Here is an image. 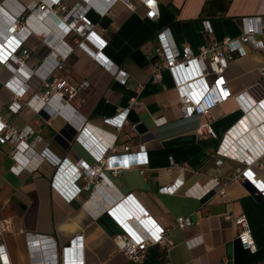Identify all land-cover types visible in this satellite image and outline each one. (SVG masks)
<instances>
[{
    "label": "crops",
    "instance_id": "crops-1",
    "mask_svg": "<svg viewBox=\"0 0 264 264\" xmlns=\"http://www.w3.org/2000/svg\"><path fill=\"white\" fill-rule=\"evenodd\" d=\"M83 1L92 6L87 18L107 41L103 59L125 72L127 80L117 81L101 65V59L76 46L74 33H63L64 23L53 14L58 11L56 6L42 11L40 0H0V34L21 7L26 8L23 17L28 18L30 31L22 40V48L29 53L23 68L17 69L14 59L7 65L0 62V115L18 129H32L28 142L35 152L47 148L61 160L92 166L97 162L92 150L99 149L98 140L108 141L114 134L116 160L126 146L136 152L144 145L147 164L122 170L116 176L103 169L107 181L99 189L93 188V181L76 180L70 174L62 175L64 180L60 178V186L55 187L52 181L57 167L49 161L34 157L27 168L15 174L10 170L12 158L6 152L0 154V218L11 224V232L3 233L0 243L8 264H71V252L67 254L64 248L75 236L82 237L81 264H221L226 258L230 264H264V197L251 192L248 180L235 178L238 170L248 168L258 180L256 187L264 190V154L253 160L252 153V148L261 146L258 140H264V49L229 62L224 78L232 96L213 108L210 117L196 114L184 118L169 71H162L160 81L152 77L154 68L164 62L155 52L161 29L169 28L177 44L187 43L196 53L202 44L239 36L242 18L258 17L264 26V0H157L160 13L172 15L169 22H162L160 16L146 18L139 0H129L133 8L121 0L112 4V0ZM62 2L70 7L78 0ZM103 7L106 11L101 15ZM204 20L211 25L210 33L203 29ZM259 38L264 40V34ZM63 42L72 52L58 57L59 67L51 76L63 77L75 87L87 85L71 99H58L49 92L47 106L37 111L38 105L29 102L45 90L39 86V74L33 71L50 63L51 52ZM14 57L20 58V51ZM13 77L14 86L23 89L17 97L6 85ZM207 81L211 83L213 76H207ZM238 95L240 100L235 98ZM130 98L137 104L117 131L105 120L126 108ZM14 100L19 109L11 113ZM153 118L165 122L158 126ZM205 122L213 135L197 133ZM81 125L92 133L82 137ZM218 159L221 165L216 164ZM212 178H217L218 184L203 197L184 194L185 188L194 185L195 192ZM179 179L184 185L176 193L158 191ZM87 183L89 190L80 191L73 201L66 200V186L77 189ZM114 195H132L148 216L167 230L171 245H152L143 262L130 261L117 249L113 237L120 230L105 211L107 198ZM226 215L246 216L256 252L242 247L236 227ZM180 216L189 217L193 225L178 228L176 219Z\"/></svg>",
    "mask_w": 264,
    "mask_h": 264
},
{
    "label": "built area",
    "instance_id": "built-area-1",
    "mask_svg": "<svg viewBox=\"0 0 264 264\" xmlns=\"http://www.w3.org/2000/svg\"><path fill=\"white\" fill-rule=\"evenodd\" d=\"M38 6L40 10L51 9L53 6L57 7L58 11L53 14L58 15L60 20L64 23L62 31L64 34L69 32L74 33V42L77 47L87 52L92 58L99 60L101 65L109 70L114 78L124 83L128 75L118 68H112L103 59V49L107 45V41L101 37L95 30V25L87 18L86 13L92 7L83 0H78L72 6H68L62 0H40ZM116 1L112 0L111 4ZM133 8V4L129 0H121ZM142 2L146 9L145 17L151 20H156L160 16L159 5L157 0H139ZM21 7V6H20ZM35 7L30 5L32 9ZM24 7L18 8L12 17L11 21L4 28V34H0V62L7 65L12 60H15L17 69L24 66V60L28 57L27 50L22 48V40L25 39L30 31L27 29V19L24 18ZM106 8H100L99 12L103 15ZM57 17V19L59 18ZM203 29L211 32V25L208 20L202 21ZM264 34V26L260 24L258 17H245L242 18L241 34L237 37L226 36L221 41H214L208 44H202L197 52H193L191 46L187 43L177 44L171 36L169 28L161 29L156 35L157 47L155 48L156 54L163 59V64L154 68L152 77L154 80L160 81L162 78V71L167 70L172 76L175 88L178 93V103L181 114L184 118H189L193 115H201L210 117L211 111L217 105L221 104L229 97L231 92L227 87L224 78V71L230 61L236 57L245 56L252 52L264 49V40L259 37ZM24 36L22 39L13 40L15 36ZM17 38V37H16ZM10 42V44H9ZM21 53V57L15 58L16 52ZM72 52V47L66 43H62L54 48L51 52L50 63H42L36 68L33 73L39 74V86L45 90L43 94L34 96L29 104H36L37 111L43 110L48 104L50 97L49 92H52L54 97L58 99H71L75 97L82 87L87 83L82 84L80 87L71 85L63 77H52L51 73L59 67L58 57L65 58ZM42 70V71H41ZM212 75L213 81H207V76ZM9 80L6 85L13 88L15 96H20L23 89L16 88L13 81ZM23 88V87H22ZM242 96L238 95L235 98L240 100ZM137 104L135 98H130L129 104L126 108L118 111L117 115L112 119H106V122L112 123L117 131H120L127 123V115L132 106ZM10 112L15 113L19 109L15 100L10 106ZM155 125H161L165 122L162 118H153ZM132 129L136 131V125L133 124ZM82 128H79V130ZM78 130V131H79ZM197 133L199 135L208 134L213 135L209 122H205L198 126ZM78 133V132H77ZM82 137L91 134V129L87 126L79 132ZM33 135L30 127L18 129L0 115V154L7 153L14 164L10 170L19 174L23 169L27 168L34 157L41 161H49L55 165L56 172L52 184L60 186V180L64 178L62 175L70 174L76 180L93 181V188L99 189L104 181H107L103 169L110 171L114 176L119 174L122 170H127L133 167H141L147 164L146 148L140 145L136 152H133L129 146L125 147L123 153L119 158L115 159V139L116 135L110 134L108 141L98 140L100 143L97 152L93 151V155L97 160L96 164L90 166L83 161L76 164H71L66 159L61 160L52 154L47 148H43L39 152L33 150V145L28 142L29 138ZM94 139L93 136H88ZM97 139V138H96ZM260 148L253 149V160H257L264 154V140H258ZM7 148V149H5ZM241 158H245L241 156ZM171 165H174L170 157ZM118 161V163L116 162ZM217 165L222 164V160L216 161ZM67 177V176H66ZM235 178H242L251 181L255 186L258 180H255V175L248 168L245 170H238ZM60 181V182H59ZM218 184L217 178H212L208 184L199 187L193 192L195 186H190L184 189L186 196L201 198L212 190ZM184 185V180L179 179L171 184L161 186L158 191L164 194H174ZM258 186V185H257ZM89 184H85L77 189L67 187L65 188V198L68 201H73L79 197L82 190H89ZM264 193V190H262ZM88 202V200L86 201ZM105 211L109 214L119 227L118 232L113 241L117 249L122 252L130 261L134 263L143 262L147 250L152 245L168 246L167 230L160 226L147 212L142 209L132 195L123 197L122 195H114L107 198ZM92 205L96 207L94 201ZM226 218L231 220L236 227V238L239 240L242 247L250 252H256L257 244L252 236L249 223L246 216L241 215L233 218L231 215H226ZM134 222L137 228L132 224ZM193 225V221L189 217H178L176 219V226L178 228H186ZM5 232H11V224L8 219L0 218V237ZM81 236H75L69 241L64 251L67 254L71 252V264H81L83 259V244L81 243ZM171 245V243H170ZM73 258V259H72ZM0 264H8L5 254L4 246L0 243ZM221 264H230L228 258L224 259Z\"/></svg>",
    "mask_w": 264,
    "mask_h": 264
},
{
    "label": "trees",
    "instance_id": "trees-1",
    "mask_svg": "<svg viewBox=\"0 0 264 264\" xmlns=\"http://www.w3.org/2000/svg\"><path fill=\"white\" fill-rule=\"evenodd\" d=\"M172 18V15H170V13H160V19L162 20V22H169Z\"/></svg>",
    "mask_w": 264,
    "mask_h": 264
},
{
    "label": "water",
    "instance_id": "water-1",
    "mask_svg": "<svg viewBox=\"0 0 264 264\" xmlns=\"http://www.w3.org/2000/svg\"><path fill=\"white\" fill-rule=\"evenodd\" d=\"M73 133L75 134L76 132H73ZM248 183H249V187L252 188L251 192L256 193L260 197H264V194H262L261 192H259V190L256 187L253 186V184H251L249 181H248Z\"/></svg>",
    "mask_w": 264,
    "mask_h": 264
},
{
    "label": "clouds",
    "instance_id": "clouds-1",
    "mask_svg": "<svg viewBox=\"0 0 264 264\" xmlns=\"http://www.w3.org/2000/svg\"><path fill=\"white\" fill-rule=\"evenodd\" d=\"M256 187V186H255ZM257 188V187H256ZM258 189V188H257ZM259 190V189H258ZM259 192H261L262 193V190H259ZM262 194H264V193H262Z\"/></svg>",
    "mask_w": 264,
    "mask_h": 264
},
{
    "label": "bare ground",
    "instance_id": "bare-ground-1",
    "mask_svg": "<svg viewBox=\"0 0 264 264\" xmlns=\"http://www.w3.org/2000/svg\"><path fill=\"white\" fill-rule=\"evenodd\" d=\"M68 187V186H67ZM70 188H73V186H70ZM106 200V198H104Z\"/></svg>",
    "mask_w": 264,
    "mask_h": 264
}]
</instances>
